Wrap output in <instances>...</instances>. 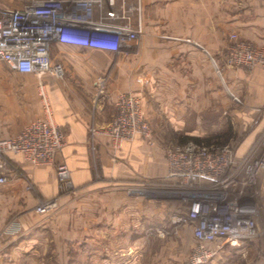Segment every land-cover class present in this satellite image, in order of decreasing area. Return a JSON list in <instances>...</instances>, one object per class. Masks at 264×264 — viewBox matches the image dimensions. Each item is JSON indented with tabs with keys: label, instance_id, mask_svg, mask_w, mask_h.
<instances>
[{
	"label": "rangeland",
	"instance_id": "374dc122",
	"mask_svg": "<svg viewBox=\"0 0 264 264\" xmlns=\"http://www.w3.org/2000/svg\"><path fill=\"white\" fill-rule=\"evenodd\" d=\"M24 2L25 0H0V8L17 9ZM260 5L264 7V0H228V25L226 32L222 34L223 46L220 49L217 47L215 51L207 46L210 50L207 55L212 64L210 82L205 85L201 83L198 88L192 79L191 84L181 86L183 91L179 93L180 96L191 94L199 99L204 98L206 103L210 100V109L198 118L193 133L171 129V118L165 120L146 115L144 118L152 132L150 141L133 140L136 142L130 154L113 158L114 165H119L126 171L128 165L132 167L130 179H120L114 175L103 177L100 171L96 137L105 135L97 131L103 129L113 115L98 129L94 126L89 128V158L92 162L93 179L75 185L70 175V183L64 189L57 180V196L47 199H57L59 206L49 216L42 218L32 213L34 209L26 207L27 198L36 194V187L28 180L21 165L12 158L5 157L6 168L13 178L19 177L22 180V188L20 187L17 209L19 211H14L16 208L7 202L0 209V215L4 216L5 231L14 222H18L21 228L13 236H0V264H186L196 242L187 223L174 222L177 216L186 213V205L170 191L173 185L167 178L166 153L183 145L181 139L190 136L199 138L202 142L216 140L218 145H228L237 155L243 156L248 152L250 144L263 135L264 71L261 68L228 67L225 63L226 50L236 42H246L264 49L241 35L243 28L251 26L258 19L257 10ZM164 23L163 29L168 31L163 32L168 33L169 37L173 35V29L194 33L196 39L204 32L202 21L194 22L196 27H189L186 22H178L174 27L171 24L175 22ZM232 35L236 36V42L231 39ZM140 37L141 35L134 44L138 48L141 44ZM135 50L136 48L127 56L134 65L139 63L140 57L139 51ZM150 55L153 62L158 57L156 53ZM212 61L218 66L219 72L215 70ZM64 78L65 76L62 79L53 77L49 80L59 88ZM39 85L36 76L29 78L14 74L0 61V128L19 127L16 133L23 128L16 120L39 110ZM153 87L155 95V86ZM94 88L91 104H105L110 98L107 84L102 90L97 85ZM143 93L151 100L152 94L146 91ZM132 94L135 95L134 92ZM154 99L153 97L152 100ZM113 107L115 109L114 105ZM196 119L193 116L186 118L185 129H192ZM145 154L148 158L163 161V176L152 177L149 173L143 174L135 169L134 164L140 163ZM56 165L55 162V172ZM260 191L261 210L257 218L260 239L256 245L249 246L243 255L231 253L224 256L220 250L206 264H264V190L260 188ZM32 216L34 224L23 228V219L27 221L25 218ZM213 260L215 261L212 262Z\"/></svg>",
	"mask_w": 264,
	"mask_h": 264
},
{
	"label": "built area",
	"instance_id": "2783aa9c",
	"mask_svg": "<svg viewBox=\"0 0 264 264\" xmlns=\"http://www.w3.org/2000/svg\"><path fill=\"white\" fill-rule=\"evenodd\" d=\"M143 0H25L17 9L0 8V61L19 74L39 79L43 116L8 138L0 137V168L5 157H20L31 165H53L65 146L66 136L55 122L43 83L46 75L62 79L64 68L53 63L51 51L57 44L128 55L143 32ZM231 39L236 42V36ZM189 42V40H187ZM215 70L219 68L212 61ZM228 67L261 68L264 49L236 42L226 50ZM96 85L105 86L99 77ZM235 101H238L234 98ZM112 120L97 132L120 146L136 139L150 141L151 128L144 118L140 99L132 93L119 94ZM170 191L186 205V213L174 222L187 223L195 245L186 264H206L222 247L240 248L259 235L260 188L264 181V133L240 159L233 148L189 141L166 153ZM59 186L70 183V171L57 163ZM8 180L0 174V186ZM57 199H39L34 212L49 216L58 209ZM20 224L6 232L16 234ZM213 245L209 248L208 245Z\"/></svg>",
	"mask_w": 264,
	"mask_h": 264
},
{
	"label": "crops",
	"instance_id": "0c3cea01",
	"mask_svg": "<svg viewBox=\"0 0 264 264\" xmlns=\"http://www.w3.org/2000/svg\"><path fill=\"white\" fill-rule=\"evenodd\" d=\"M143 5L144 25L140 37L141 44L139 48L137 45L133 46L128 54L130 55L136 48L135 52L139 51L140 53L138 64L134 65L129 57L127 58L128 55L124 56L123 60H115L121 56L77 46L57 44L51 51L52 62L63 66L65 76L59 88L51 84L49 78H53V76L46 75L43 79H47L43 83L49 94L55 122L63 129L66 136L65 146L56 154L55 162L64 163L68 167L72 182L75 185H81L93 179L92 162L89 158V128L94 126L98 129L107 123L109 117L114 116L113 105L119 94L133 91L135 95L139 96L145 118L146 115L162 117L165 120L171 118L169 121L171 129L179 132H195L198 118L204 116L205 111L210 109V100L209 103H206L204 98L199 99L191 94L180 96L179 93L183 91L181 86L186 83L191 84L190 80L192 79L195 80L198 88L201 83L205 85V83L210 82L212 64L207 52L215 51L217 47L220 49L223 46L222 34L226 32L228 25V0H143ZM257 11L259 13L258 19L251 26L243 28L241 35L248 41L264 47V7L260 5ZM164 20L175 22L171 24L172 27L178 22H186L189 27L190 25L196 27L194 22L202 21L204 32L200 34L199 39H196L194 33H185L180 29L176 31L172 28L174 33L169 37L168 33L163 32L168 31L163 29L166 24ZM176 27L179 26L176 25ZM207 46L210 47V50L207 49ZM151 53L158 55L154 62L151 60ZM8 69L14 74L23 75L12 71L9 67ZM23 76L34 77L31 74ZM99 77L105 78V85L107 84L110 98L106 101L107 104L99 103L94 106L91 104V95L95 91L94 86ZM153 86H155V95L153 94ZM145 91L152 94V98L155 99L152 100L151 98L150 100L149 96L143 93ZM39 103L38 111L18 117L19 121L16 120V123L18 122L24 127L29 122L41 118L43 110L41 101ZM191 116L197 118L196 124L192 129H185L187 126V124L185 125L186 118ZM19 129V127L0 128V137H11ZM96 140L97 157L103 177L114 175L120 179H130L132 167L128 165L126 167L128 171H126L121 166L114 165L113 158L119 155L126 157L133 151L136 141L125 142L116 146L107 136H97ZM253 144H250L248 151ZM237 154V159L245 155L239 156ZM11 158L21 165L28 180L36 187V194L27 198L26 207L28 209H33L39 199L57 196V177L53 165L35 166L24 162L20 157ZM134 165L138 172L147 175L149 173L152 177H161L165 174L163 161L148 158L147 154L144 155L140 163ZM0 174L8 176L7 182L0 186V209L4 204L10 202L12 207L16 208L14 211L18 212L22 180L19 177L13 178L6 167L0 168ZM262 189L264 190V181L261 184ZM32 213L36 215L34 211ZM25 219L27 221L24 219L23 222L21 221L23 228L34 224L33 216ZM5 226L4 216L1 214L0 236H13L5 231ZM259 239L260 237H257L240 248L225 246L217 252L221 250L220 253L224 256L231 253L243 255L249 246L256 245ZM208 247L213 248V245L209 244Z\"/></svg>",
	"mask_w": 264,
	"mask_h": 264
},
{
	"label": "trees",
	"instance_id": "16d2710c",
	"mask_svg": "<svg viewBox=\"0 0 264 264\" xmlns=\"http://www.w3.org/2000/svg\"><path fill=\"white\" fill-rule=\"evenodd\" d=\"M187 141H193L197 144H203V145H218V141L214 140L215 142L211 140H206V142H202L199 138L196 137H190V136H185L181 139V144H185Z\"/></svg>",
	"mask_w": 264,
	"mask_h": 264
}]
</instances>
